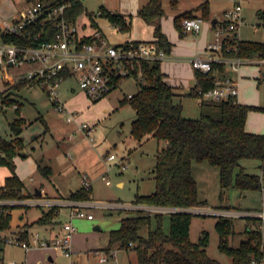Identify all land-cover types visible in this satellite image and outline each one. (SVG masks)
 <instances>
[{"label":"rangeland","instance_id":"374dc122","mask_svg":"<svg viewBox=\"0 0 264 264\" xmlns=\"http://www.w3.org/2000/svg\"><path fill=\"white\" fill-rule=\"evenodd\" d=\"M210 1V17L204 19L202 25L207 23L208 27H212L211 19L214 18L213 16L218 18L219 21L215 24V27H212V33L209 30L207 37L209 42H213L216 38V30L225 20L222 11L227 7L231 8L233 3L230 0ZM246 1L248 0L243 1L242 6ZM108 2L109 4L110 2L114 3V0ZM198 2L200 0H179V7L195 6ZM28 4H31V2L27 0H0V22L3 19L11 21ZM84 4L89 13L91 11L96 13L101 0H84ZM163 5L165 14L161 18H166L163 27L167 28L169 33L172 30L178 38L183 40L185 37L180 35L178 28L170 19L169 10L172 11L174 8L170 7L169 0H163ZM8 7H12V11L15 10L16 12L8 11ZM194 15L202 17L200 10H195ZM85 16L83 15L77 21L80 34L85 32L81 22ZM253 17L255 18V16ZM99 18L102 29L107 36L106 40L113 45L123 42L133 33L137 35L142 31L147 32L150 25L154 29V24L145 22L140 16L138 18L133 16L132 29L128 32L118 30L105 17L97 16V19ZM251 18L252 16L244 19L243 24L239 26L236 33L239 35L243 31L242 35L244 37L262 39L264 34L263 20L255 18V21L259 22V25L256 26V22ZM195 34L197 33L188 32L186 38L190 42L175 43L178 49L181 48L185 53L181 58L182 61L186 62V58L191 55L189 53L194 52L196 46H198L201 38H198V35L195 36ZM251 62H258V59H251ZM11 68L17 73L22 70L18 67ZM262 70L261 63H244L237 73L240 72L241 75L239 96L251 105L260 107L257 110H250L246 124L250 128L264 131V76ZM237 73L234 76L237 77ZM3 86L4 78L2 72H0V90L3 89ZM138 88L139 85L134 77H126L116 88L102 98L92 99L78 87L72 78L65 80L59 86L60 93L58 97L61 102L75 107L79 114L78 120L86 121L93 126L90 136H86L84 131L78 129L77 121L67 122L65 115L55 108L49 95L38 84L24 86L10 94L15 99L13 103L19 106L18 113L8 103H5L0 109L1 138L9 140L13 138L10 122L14 118L23 117L25 119L26 124H24L20 134L25 149H22L14 159L15 172L22 179L30 183L32 188L38 182L46 180L45 186L48 192H51L50 194L57 191L53 183L56 184L61 194H66L70 190L78 188L82 184V176L86 174L91 184L90 198L98 202L91 208L95 216L94 219L84 217L71 219L73 225L72 249H77L78 252L72 253L69 257L58 248H49L46 251L42 249L40 250L41 253H39L40 251L36 252L38 255L36 264H71L72 262L74 264H137V255L133 248L118 249L114 255H108V259L103 262L99 260L101 255L94 254L91 250L88 251V254L85 251L93 249L97 245L105 244L107 242L106 235L110 230L119 228L121 218L129 214H136L139 209L152 214L151 228H154L157 224L153 216L154 213L156 211L163 212L161 226L165 233H169L170 209L142 208L140 205L136 206L133 201L137 194H147L154 190L155 181L152 170L155 164V154L159 148L164 146L163 140L153 137L144 138L138 143L130 132L131 121L136 117L135 110L129 102L122 103L121 100L126 98L130 92H137ZM179 100L180 97H175L176 102H179ZM196 101L190 97L182 99L184 116L196 117L198 115ZM45 126H48L49 129L45 130ZM68 136L71 140L66 139ZM23 150L27 153L26 156H23ZM110 153L116 156L114 160L106 158ZM41 160H43L42 165L53 167L54 171L49 177L50 179L44 177L37 168V164ZM241 163L246 166L248 172H259L255 160L244 159ZM192 167L193 176L197 183L198 198L203 203L194 207L193 211L191 210L194 215L191 218L189 227L190 240L197 243L203 233H206V250L209 256L217 259L221 264H232V258L219 249L218 232L215 227L219 216H229L233 219L234 231L229 238L231 246L237 247L240 244V241L246 236V229L257 227L261 230L260 238L262 245H264V220L254 214L257 211H264V190H239L230 187L221 195L219 168L217 166L204 160L200 162L193 161ZM3 169L0 168V180ZM102 174H106L110 184L105 183ZM30 176L34 177V181L29 180ZM120 181L123 182L122 185H118ZM67 199L70 198L66 196V198L60 200ZM72 200L84 201L83 199ZM114 202L116 204L121 203V205L123 202L136 207L128 209L113 204L111 206L110 203ZM45 207L25 206L19 209V213L24 215V218L26 216L35 218L40 214L41 209L44 210ZM227 207L229 209H226ZM17 215V213H14V219H18ZM60 220L64 223L69 220V217L61 215ZM96 225L99 226L100 230L95 232L93 227ZM10 227H15L11 224V221ZM57 231L62 235L61 230L60 232ZM147 231L148 228L146 227L141 231V234L146 235ZM48 235L52 236L51 231ZM4 249V255L7 259H18L24 256L22 248L17 245L6 244ZM80 252L83 254H79ZM49 253H52L53 261H49Z\"/></svg>","mask_w":264,"mask_h":264},{"label":"trees","instance_id":"16d2710c","mask_svg":"<svg viewBox=\"0 0 264 264\" xmlns=\"http://www.w3.org/2000/svg\"><path fill=\"white\" fill-rule=\"evenodd\" d=\"M27 1L44 6L68 3L64 9V16L74 23L81 13L86 12L84 0ZM178 2L179 0H169V5L176 7ZM100 10V16L105 17L118 30L128 32L131 29L130 14L111 12L103 6ZM195 10L201 11L203 19H209V3L204 0L194 9L174 16L173 23L180 32L181 18L195 16ZM164 14L163 0H148L138 9V15L142 19L154 24V43L169 54L172 43L160 25V18ZM89 15L94 21L91 13ZM257 15L264 22V6L258 9ZM92 24L97 27L95 23ZM44 26L40 23L32 24L22 34L8 36L7 40L18 44H32V38L27 40L28 33L35 34L38 31H43V38L49 39L56 30L51 24ZM45 30L49 35H45ZM231 34L224 38L222 54L238 56L246 61L254 58L264 61V42L239 39L235 37L236 33ZM81 39L86 42L97 40L94 33L83 35ZM127 43L129 42H125ZM228 46L230 49L226 50ZM211 66L208 72L195 69L197 83L187 95L198 98V88L207 89L212 86L215 70L224 74L225 63L212 62ZM139 71L141 78L136 79L138 91L121 100L122 103L129 102L135 110L136 117L131 121L130 132L138 143L144 138L153 137L163 140L164 146L155 154L152 170L154 190L147 194H137L133 201L142 208L170 209V229L169 233L162 229L163 212L154 213L157 224L151 228L152 214L139 209L136 214L123 217L119 228L110 230L108 242L103 250L109 254L116 249L133 248L137 255V264H221L207 253L206 233H203L197 243L189 238L193 208L203 203L198 198L192 162L205 160L219 168L221 195L230 187L239 190H264V133L251 132L245 128L248 112L260 107L233 99H202L198 115L187 117L183 115L182 104L175 101L174 87L164 80L161 60H143L140 65L135 64L130 74L136 78ZM222 76L225 75L219 77ZM31 84L36 83L20 77L8 88L0 91V98L4 103L12 104L15 99L10 94ZM15 110L18 113L19 106ZM24 124L23 117L14 118L10 122L13 138L9 140L0 137V166H5L9 170L4 183L0 185V198L24 199L30 196V193L22 192L24 183L15 172L14 162L15 156L24 148L20 137ZM45 127L47 130L48 127ZM244 159L255 160L259 172H248L246 166L241 163ZM37 168L44 177L51 172V166L42 165L41 161ZM90 192L91 187L85 189L80 186L71 191L68 198L90 200ZM19 206L25 207L20 204L0 205V231L10 229L11 210ZM55 209L53 206L35 221L23 224L22 228H19L21 237L26 238L28 228L34 224L50 225ZM146 227L147 234H141ZM215 227L218 232L219 249L232 258V264H250L253 258L257 259L264 255L259 227L246 229V236L237 247L229 244V238L234 232L232 217L219 216ZM0 249H3L1 244Z\"/></svg>","mask_w":264,"mask_h":264},{"label":"built area","instance_id":"2783aa9c","mask_svg":"<svg viewBox=\"0 0 264 264\" xmlns=\"http://www.w3.org/2000/svg\"><path fill=\"white\" fill-rule=\"evenodd\" d=\"M244 0H230L232 7L224 13L225 20L216 30L215 41L206 45L207 56L193 57L190 64L194 69L208 72L211 70L212 62L225 63L232 73H237L241 66L247 61L238 56H227L222 54L224 38L236 30L244 19L242 16ZM68 3L59 6H44L40 3L28 4L16 17L11 21L3 19L0 22V71L6 81H16L20 77L35 82L49 95L55 108L65 115L67 122L77 121L78 129L84 131L86 136H90L93 126L86 121L78 120L79 114L75 109L67 108L59 99V86L68 78H72L78 87L90 98L99 99L108 92L116 88L126 77L131 76V71L135 64L140 65L143 60H164L168 54L156 43L151 41H138L136 43L129 41L127 44H109L102 37L100 31L96 30L94 36L97 40L91 42L82 41L78 35L76 23L68 20L64 16V9ZM97 16L101 15V10L96 12ZM203 18L200 16L183 17L180 20L182 33H198L201 29ZM40 23L42 26L51 24L56 31L51 38H43V31L35 34L28 33L27 40L32 38V44H18L7 40L8 36L20 35L28 26ZM44 26V27H45ZM49 35L48 31H44ZM238 38V34H235ZM228 46L226 50H229ZM18 67L21 72L13 76L12 68ZM141 78V72L135 79ZM240 93V84L236 76L225 75L216 76L213 84L207 89L198 88V98L222 100L233 99L238 101ZM131 96V95H128ZM5 103L0 98V109ZM14 109L18 104H11ZM108 160H114L116 156L110 153L106 156ZM124 168V164L122 163ZM106 184H110L106 174H102ZM32 179V178H31ZM81 186L85 189L91 187L87 175L82 176ZM22 192L27 193L25 188ZM20 204L24 206H46L54 210L53 220L62 214L66 209V215L69 220L61 222L60 230L62 235L56 233L51 237L44 231L35 229L28 230V236L22 238L20 230L0 231V244L17 245L25 252L31 250H47L49 248L61 249L66 256L73 253L71 239L73 225L71 219L74 217H84L91 219L93 214L88 208L95 204L90 200H43L40 196L30 194L24 199L0 198V205ZM138 208V207H137ZM163 209V208H161ZM159 210V209H158ZM170 211V210H169ZM255 216L264 220V211L254 213ZM2 249H0V252ZM114 255L115 250L110 252ZM106 255V256H105ZM107 254H102L100 261L107 260ZM0 264H36L29 262L27 259H10L4 261L0 258ZM71 264H74L72 262ZM250 264H264V255L260 258H253Z\"/></svg>","mask_w":264,"mask_h":264},{"label":"crops","instance_id":"0c3cea01","mask_svg":"<svg viewBox=\"0 0 264 264\" xmlns=\"http://www.w3.org/2000/svg\"><path fill=\"white\" fill-rule=\"evenodd\" d=\"M10 1V0H9ZM109 0H101V4H99L98 6V9L97 10H100V7L103 6L106 10H109L111 12H119V13H122L124 15H128L130 14L131 15V29H132V19H133V16L137 17L138 18V9L143 6L144 4L147 3L148 0H114V3L113 2H108ZM111 1V0H110ZM202 1L204 0H200V2H198L196 5L200 4ZM208 3H209V9H210V3L211 1L210 0H207ZM195 4V3H194ZM192 4V5H194ZM195 5V6H196ZM85 6V4H84ZM195 6H185V7H179V2L177 4L176 7H172L174 8V10L170 11L169 10V14H170V19H172V22H173V18L175 15L179 14V13H182L183 11L185 10H188L189 8H193ZM264 6V0H248L246 1V3L244 4L243 8H242V16H243V19H246L248 17H251V19H253L254 22H256V26L259 25V22L256 20L255 21V18L257 19L258 18V15H257V11L258 9L262 8ZM171 7V6H170ZM86 8V6H85ZM230 7H227L225 8L222 12L225 13V11L227 9H229ZM8 11H11V12H16L15 10L12 11V7H8ZM18 13V12H17ZM91 13V16L93 17L94 21H92V19L90 18V14ZM88 12L87 11V8H86V12H83L81 13L77 20H76V27H77V31H78V35L80 37H82L83 35H90V34H93L96 30H100L101 33L103 34L104 38L107 39V36L106 34L104 33L103 29H102V25L100 24V18L97 19V15L96 13H94L93 11L91 12ZM83 15H86L84 20L81 21L82 22V28L85 32H83L82 34L79 33V30H78V26H77V21L80 17H82ZM168 16V15H167ZM255 16V18L253 17ZM98 17H103V16H98ZM214 18L211 19V25L212 27H215L216 23L219 21L218 18H216L215 16H213ZM141 18V17H140ZM165 19L166 18H161L160 19V25H161V29L162 31L165 33V35L167 36V38L169 39V41L171 43H173V46L171 48V51L170 53L168 54L167 58L162 60L161 61V70L162 72L164 73V80L167 81L170 85H172L174 87V91H175V97H180V100L179 102L182 104L183 106V109H184V104L182 103V99L184 97H190L194 100H197L196 101V106H197V111L199 113V103H200V99L197 98V97H193V96H189L187 95V93H189L195 86H196V83H197V80H196V76H195V69L191 66L190 64V59L193 58L194 55H197L199 57H205L207 56V52L205 50L206 48V45L207 43L209 42L208 41V33L211 31H213L212 27H208L207 23H203L202 25V28L201 30L195 34V36L198 35V38H201L200 41L198 42V46H196V49L194 52H190L189 54H191L190 56H188V58H186V62L185 61H182L181 58L185 55V53H183L182 49H178L177 45L175 43H187V42H190L186 36L188 33H181L180 31V35L184 36L185 38L182 40L181 38H178L176 33L174 34L173 31L171 30V32L169 33L168 32V29L163 27V25H165ZM215 19V23H212V20ZM144 20V19H142ZM145 21V20H144ZM147 22V21H145ZM92 23H95L97 25V27L93 26ZM113 25V24H112ZM210 25V26H211ZM242 25V24H241ZM114 26V25H113ZM115 27V26H114ZM87 28H90L89 30ZM210 30V31H209ZM192 33V32H191ZM200 33V34H199ZM243 31L238 35V38L239 39H247V40H255V41H262L264 42V34L262 35V39H252V38H248V37H244L243 35ZM201 36V37H200ZM154 39V36H153V29H152V26L150 25L149 29L147 32L144 33V31L142 32H139L137 35L135 33H133L132 35L129 36V38H127L126 40H124L123 42H120L118 44H121V43H125V42H129V41H151V42H154L153 41ZM108 41V40H107ZM247 64H253V63H261L262 64V75L264 76V61L263 60H260L258 59V62H251V60H248L246 62ZM245 63V64H246ZM1 72V71H0ZM12 74L13 76L17 74V72H14L12 70ZM235 73H232L230 71V69L225 66V70H224V74L222 73H218L217 70H215L214 72V76H221V75H230V76H234ZM3 75V74H2ZM236 76V75H235ZM237 77L239 79V84L241 85V75H240V72L237 73ZM4 78V77H3ZM12 80L11 81H6V79L4 78V86L2 87L3 89L0 90V91H3L5 90L6 88H8L10 85H12L15 81L13 80V77H11ZM18 91V90H17ZM16 92V91H14ZM133 94L132 92H130L128 95H131ZM182 97V98H181ZM238 101L240 103H245V104H251L249 102H246V100H243L242 97L239 96L238 98ZM63 103V102H62ZM67 108L69 109H75L74 106H71V105H67L65 103H63ZM76 110V109H75ZM250 112V111H249ZM249 112H248V115H249ZM247 115V116H248ZM247 120V118H246ZM26 124V123H25ZM24 126V125H23ZM48 127V126H47ZM245 128L246 130L248 131H251V132H259V133H264L263 130H258V129H254L253 127H249L248 124H246L245 122ZM49 129V128H48ZM67 140H71L69 138V136L66 138ZM164 144V143H163ZM25 149V146L24 148ZM27 153L24 152L23 150V156H26ZM15 159V158H14ZM43 160H41V163H42ZM0 168H4L3 170V173L1 175V180H0V185H2L4 183V179L5 177L9 174V170L7 167L5 166H0ZM53 167L51 166V172L50 174L46 177L47 179H50L49 177L51 176V174L53 173ZM192 173H193V167H192ZM18 174V173H17ZM19 176V174H18ZM19 178L22 180V182L24 183V188H25V191L27 193H30L31 196L32 194H35V189H39L41 194L38 195L40 196L41 199L43 200H58V199H64L68 198V194L73 191V190H76L78 189L81 185H79L78 188L76 189H73V190H70L69 192H67L66 194H61L58 190V188L56 187V184L53 183L54 185V188L57 190L56 192L54 191V194H50L47 190V187L45 186L46 185V180L45 181H40L38 182L37 185H35L34 188H32L31 184L30 183H27V181H25L24 179H22L20 176ZM32 178V179H31ZM29 180L32 182L34 181V177L33 176H30L29 177ZM123 182H118V185H122ZM37 196V195H36ZM91 202H94V203H98V202H95L93 199H90ZM101 205H106L105 203H100ZM111 206H119V207H123V208H128V209H134V206H138L137 204L135 205H132V206H129L125 203L122 202V205L121 203H118L116 204L115 202L114 203H110ZM113 204V205H112ZM121 205V206H120ZM135 206V207H136ZM42 207V206H40ZM22 207L19 206V207H16V208H13L11 210V224H13L15 227H10V231H15L16 229H19V228H22L21 226L23 224H25L26 222H33L35 221L37 218H39L43 212L47 211L49 208L48 207H45V209H41L40 211V214L35 217V218H28V216H26L24 218V215H22L20 212L19 209H21ZM92 207L88 208V211L92 212L91 210ZM108 208V207H106ZM112 208V207H110ZM27 212V211H26ZM66 209H63V212L62 214H60V216L53 220L52 223L50 225H38V224H34L32 226H30L28 228V230H35V229H39V230H42L45 232V234H48L49 231H51V234H55V233H58L57 230H59L60 232V224H61V215H64L65 217L67 216L66 215ZM259 212V211H257ZM14 213H17L18 215V219H14ZM64 213V214H63ZM256 213V212H255ZM130 215V214H129ZM129 215H126V216H129ZM124 216V217H126ZM94 215L91 219H94ZM123 218V217H122ZM121 218V219H122ZM121 223V221H120ZM38 227V228H37ZM93 230L96 232V231H99L100 228L98 225L94 226L93 227ZM108 238H109V232L108 234L106 235V241L108 242ZM107 242H105V244H103L104 246L107 244ZM102 244L101 245H97L96 247H94L93 249H88L86 250L85 252L88 254V251L91 250L92 253L94 254H97V255H102V254H107L106 252L103 251V249H101L102 247H104ZM4 246H3V249L2 251L0 252V258H2L4 261H7V260H10V259H16V258H10V259H7L4 255ZM23 250V249H22ZM118 249H116L115 251H117ZM40 250H31V251H28V252H24V256L21 257V258H18V259H27L29 262H33V263H36L37 262V258H38V255L36 254V252H39ZM46 251V250H44ZM78 252L77 249H73V254L75 252ZM80 251V250H79ZM96 251V252H94ZM42 251H40L39 253H41ZM82 252V251H81ZM79 253V254H83V253ZM109 254H107V257H108ZM106 256V255H105ZM100 258V257H99ZM48 259L49 261H53V255L52 253H49L48 255ZM108 259V258H107ZM103 262V261H102Z\"/></svg>","mask_w":264,"mask_h":264},{"label":"water","instance_id":"95a60500","mask_svg":"<svg viewBox=\"0 0 264 264\" xmlns=\"http://www.w3.org/2000/svg\"><path fill=\"white\" fill-rule=\"evenodd\" d=\"M215 21H216V20L213 19V20H212V23H215ZM40 194H41L40 190L36 188V189H35V195L38 196V195H40Z\"/></svg>","mask_w":264,"mask_h":264}]
</instances>
